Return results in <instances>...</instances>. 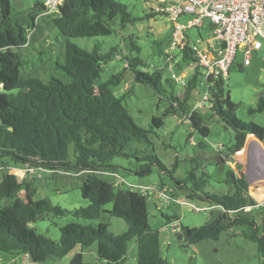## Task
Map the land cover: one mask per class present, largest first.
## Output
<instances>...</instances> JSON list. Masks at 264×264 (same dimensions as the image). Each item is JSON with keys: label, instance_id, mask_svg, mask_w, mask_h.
<instances>
[{"label": "trees", "instance_id": "1", "mask_svg": "<svg viewBox=\"0 0 264 264\" xmlns=\"http://www.w3.org/2000/svg\"><path fill=\"white\" fill-rule=\"evenodd\" d=\"M37 5L43 9V2L37 1ZM39 9H18L11 0H0V165H29L52 172L85 174L79 190L88 204L73 212L62 209L48 199H36L31 181L4 172L0 176V200L3 201L0 253L27 255L32 261L43 263L49 256L63 257L78 247L79 252L68 264H124L127 244L135 239L137 264H171L161 254L159 230L148 223L147 196L131 188H116L112 179L102 173L119 174L121 167L113 163L116 158H134L138 163L135 168L124 170L140 177L149 175L153 167L171 175L175 166L168 170L156 155L128 151L132 141L146 145L151 142L149 131L137 125L123 105L124 97L116 96L111 89L121 82V76L115 74L99 82L102 65L110 60L114 48L103 54L99 45L86 51L70 42L78 37L110 36L116 20L123 28L140 19L132 17L127 6L117 0H65L58 12L50 15L56 30L65 39L63 63H57L55 68L64 77L50 76L43 82L36 77L22 76L25 59L16 51L24 48L29 33L35 29ZM127 39L130 53H136L126 59L133 81L151 88L159 96H168L171 104L164 115L172 113L171 109L179 110L191 128L204 138L208 137L209 129L203 121L219 119L234 132V143L227 148V157L243 148L248 134L264 141L263 127L237 117V104L231 101L223 79L211 90V107L203 113L191 112L201 72L190 49H183L172 60L179 72L193 65V73L181 86L179 98L166 88V84L172 87L174 80L164 79L158 70L149 71L148 64L138 56L140 47L131 36ZM256 113L264 115L263 97H258L256 106L248 110L249 115ZM198 146L204 147L202 143ZM197 166L198 163L184 179L175 181V189L185 192L189 200L222 210L208 225L182 228L179 238L188 245L217 241L227 229L248 226L250 232L244 236L264 258V202L254 200L245 178L236 176L232 170L226 174L227 194L205 191L208 175L203 172L200 177L196 176ZM21 191L25 192V200L19 197ZM107 204L112 207L104 210ZM247 208L260 213L259 224L253 218L238 214ZM102 213L122 219L126 231L113 234L104 223L96 226L69 223L59 227L58 240L42 235L33 237L32 224L48 214L54 217L72 214L83 220H95ZM94 245L97 263L85 262L82 252Z\"/></svg>", "mask_w": 264, "mask_h": 264}, {"label": "rangeland", "instance_id": "2", "mask_svg": "<svg viewBox=\"0 0 264 264\" xmlns=\"http://www.w3.org/2000/svg\"><path fill=\"white\" fill-rule=\"evenodd\" d=\"M11 1L18 9H39L37 1L42 3L44 0ZM117 1L127 6L132 17L140 20L134 25H127L123 28L119 25V20H116L113 26L114 33L110 36L78 37L70 39V42L86 51H91L94 45H99L103 54L114 48L115 51L110 56V60L102 65L99 82L115 74L121 76V82L111 89L116 96L124 97L123 105L134 122L149 131L148 138L151 142L150 145H146L132 141L128 146V151L138 152V155H156L168 170L175 166L171 175L165 171L159 172L156 167H153L149 175L140 177L124 170L135 168L138 163L134 158L128 160L116 158L113 163L121 167L119 175L125 181V184L118 189L134 186L138 190L152 187L166 190L168 200L151 194L147 197L146 203L148 223L152 228L159 230L160 251L169 263L264 264V258L258 255L256 245L244 236L245 233L250 232L248 226L227 229L220 234L217 241L205 240L188 245L179 238L182 235V228L192 229L208 225L212 222L214 214L205 204L197 200H189L185 192L175 189V181L184 179L198 163L196 176L200 177L203 172L208 175L205 191L219 195L227 194L229 186L226 183V174L230 166L222 162L220 158L223 157V153H228L227 148L234 143V132L214 117L203 121V125L209 129L208 137L204 138L191 128L188 119L179 110L171 109L172 113L164 115L165 110L171 104L168 96H159L151 88L133 81L126 59L133 57L136 53L131 54L129 51V40L127 39L129 36L140 47L138 56L148 64V70L162 72L164 79L171 78L173 73L189 78L193 73V65L185 66L182 72H179L172 61H168L171 23L159 11L160 0ZM42 13L44 10L40 8L36 27L30 32L29 44L16 51L25 59L22 76L36 77L47 82L50 76L64 77L55 68L57 63H63L65 39L56 30L50 14L41 15ZM189 19H191L190 16H183L180 22L186 24ZM199 33L205 35L204 28H192L187 31L192 40L198 38ZM174 54L178 55V52ZM241 61L242 56L237 53L235 62L225 79V89L231 101L237 104V117L243 122H253L264 128L262 113L248 114V110L256 106L258 97L264 98V43H262V48L252 55L248 66H241ZM166 86L168 91L174 92L181 98L182 87L179 84L173 83L172 87L166 84ZM196 90L201 93L203 86L198 85ZM196 96L194 92L193 97ZM173 105L175 107V104ZM200 143L204 147L200 148L198 146ZM217 147H222V155L217 153ZM2 167L0 165V176L4 172H10L9 168L3 169ZM36 173L34 175L40 177H37V180L33 179L30 183L36 199H48L53 205L70 212L87 206L88 202L82 198L79 190L85 174L43 170ZM19 178L22 179L20 176ZM111 179L114 183V179ZM19 197L25 200V192H21ZM2 204L3 201L0 200V206ZM111 207L112 204H107L103 208L109 210ZM238 214L253 218L258 224L260 223L261 216L258 211L245 209ZM69 223L93 226L104 223L113 234H120L127 229L122 219L107 213H102L101 217L95 220H83L72 214L60 217L48 214L32 224L33 237L36 239V235H42L58 240L59 227ZM77 252H79L78 247L63 257L49 256L43 263L34 262L27 255L0 253V264H67ZM82 257L85 262L97 263L95 245L83 251ZM124 264H137L135 239L127 244Z\"/></svg>", "mask_w": 264, "mask_h": 264}, {"label": "built area", "instance_id": "3", "mask_svg": "<svg viewBox=\"0 0 264 264\" xmlns=\"http://www.w3.org/2000/svg\"><path fill=\"white\" fill-rule=\"evenodd\" d=\"M64 2L65 0H44L43 14L51 15L58 12ZM160 4L159 11L171 23L168 61L173 60L176 55L174 52L179 53L185 48L191 50L200 67L201 82L199 85L203 86L201 93L194 91L197 96L192 103L191 112L205 111L212 105L211 90L215 88L217 81L227 78L237 53L241 54L240 64L244 67L250 64L252 55L262 48L264 0H160ZM183 16H190L191 19L183 24L180 22ZM192 28H204L206 35H199L198 38L192 40L187 34V31ZM29 41L30 33L24 47L29 44ZM171 79L180 86H184L187 81L185 76L174 73ZM39 170L29 165L25 166L26 175H36ZM102 174L113 178L116 188L125 184L124 179L118 173L103 172ZM128 188L137 190L147 197L152 194L160 199H169L165 189L158 190L152 187L138 190L134 186ZM263 202L264 200L259 203ZM213 207L216 206L207 208L211 210Z\"/></svg>", "mask_w": 264, "mask_h": 264}, {"label": "crops", "instance_id": "4", "mask_svg": "<svg viewBox=\"0 0 264 264\" xmlns=\"http://www.w3.org/2000/svg\"><path fill=\"white\" fill-rule=\"evenodd\" d=\"M41 15L44 14L42 13ZM205 31L206 29H204V32ZM221 149L222 147L216 148V151L219 155H222ZM227 155H229V153L226 154L223 153V157H221L220 160H222V162H224L225 164H228L230 166V170H232L236 176H243L245 178V180L248 183L249 195L254 200H256L257 202L263 201L264 200V142L260 141L255 136L248 134L246 136L243 148L239 152L230 155V157H227ZM2 168L3 169L9 168L10 169L9 173L14 174L18 177L20 176L21 178L27 179L28 181H32L33 179L37 180V176H35L34 174L26 175L25 167L3 166ZM203 204H205L206 207L210 206L207 203H203ZM221 210L222 209L219 207H213L210 210V212L214 214L212 221H214L218 217Z\"/></svg>", "mask_w": 264, "mask_h": 264}, {"label": "water", "instance_id": "5", "mask_svg": "<svg viewBox=\"0 0 264 264\" xmlns=\"http://www.w3.org/2000/svg\"><path fill=\"white\" fill-rule=\"evenodd\" d=\"M225 153H227V152H225ZM228 153H229V151H228Z\"/></svg>", "mask_w": 264, "mask_h": 264}]
</instances>
